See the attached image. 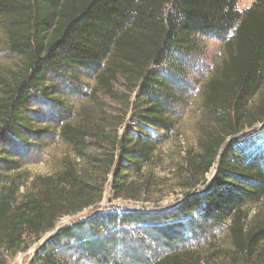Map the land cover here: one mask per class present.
<instances>
[{
	"label": "trees",
	"instance_id": "trees-1",
	"mask_svg": "<svg viewBox=\"0 0 264 264\" xmlns=\"http://www.w3.org/2000/svg\"><path fill=\"white\" fill-rule=\"evenodd\" d=\"M239 1L0 0L9 50L24 63L15 84L0 96L2 136L31 138L29 103L38 94L50 95V77L94 74L111 98L117 82L131 91L139 88L131 105L134 122L123 135L104 134V127L62 128L63 140L89 157L102 180L70 165L55 176L38 177L23 195L19 180L0 181V264L26 252L61 218L102 203L110 175L113 199L149 202L143 196L159 185L152 171L145 172L158 142L150 133L174 128L176 99L154 67L183 70L179 55L199 52L206 38L225 42V57L204 100L216 124L200 141L201 153H190L188 165L196 185L216 168L213 186L173 210L94 213L62 229L31 264H209L191 242L229 221L233 262L264 264L259 261L264 209L260 220L245 224L247 206L264 201V139H235L264 124V0L244 11L238 10ZM90 135L102 145L89 143ZM89 147L98 153L91 155ZM6 155L0 149L8 167L15 159ZM147 240L156 248L149 255L138 243Z\"/></svg>",
	"mask_w": 264,
	"mask_h": 264
},
{
	"label": "rangeland",
	"instance_id": "rangeland-1",
	"mask_svg": "<svg viewBox=\"0 0 264 264\" xmlns=\"http://www.w3.org/2000/svg\"><path fill=\"white\" fill-rule=\"evenodd\" d=\"M255 0H240L238 10L244 11L252 6ZM5 22L0 17V96L15 84L23 72V59L10 52L8 37L5 32ZM224 41L206 38L200 45L202 50L193 54L179 55L181 69L172 68L171 64L154 67V71L172 86L176 99L172 104V119L174 128L169 132H152V138L157 142L156 150L146 174L154 173L159 184L152 187V192L143 198L149 202H135L113 199L111 192L112 175L109 176L102 203L82 213L61 218L55 229L31 244L26 252L19 253L9 259L8 264H31L36 252L44 248L62 229L88 217L106 210L107 213L120 211L160 212L173 210L188 199L189 196L200 195L209 190L214 182L216 168L208 173L204 180L196 185L197 179H192L188 156L201 153L200 141L215 127L214 119L206 114L204 109L205 93L209 83L217 74L218 67L225 57ZM183 71V72H182ZM182 72V76L179 73ZM74 76L62 73L53 79L50 77L48 93L38 94L29 103L27 115L33 121V132L28 140H20L8 133L2 136L0 130V149L8 154V159L15 162L5 166L0 161V181L7 177L19 180V194L31 191L38 177L55 176L68 166L77 169L80 174L96 176L92 172L89 157H81L78 152L62 138V128L65 125L80 126L91 129H103L104 134L123 135L134 122L132 103L139 94V88L131 91L123 82L115 84L114 98L106 96L97 85L94 74L85 72L73 73ZM85 75V76H84ZM49 96V97H48ZM261 96L253 104H257ZM262 136V137H261ZM258 137H261L258 139ZM88 140L96 143V138ZM264 139V124L253 129H245L235 136L241 142L246 139ZM230 140V139H229ZM4 143V144H3ZM95 147H89L88 152L96 154ZM200 177V176H199ZM198 177V178H199ZM142 181V180H141ZM142 183V182H140ZM264 201L249 205L246 208V225H251L263 217ZM230 221L210 231L200 233L191 243L199 247L202 256L208 257L209 264H236L231 256L233 243L230 235ZM141 240H144L143 237ZM30 241V240H28ZM148 251L147 255L156 250L150 241H138ZM147 248H150L148 250ZM259 261L264 262V244L260 251Z\"/></svg>",
	"mask_w": 264,
	"mask_h": 264
}]
</instances>
